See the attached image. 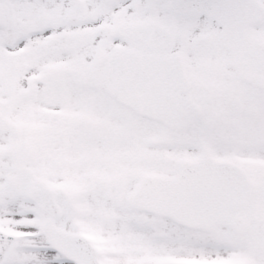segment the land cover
<instances>
[{
  "label": "snow or ice",
  "instance_id": "obj_1",
  "mask_svg": "<svg viewBox=\"0 0 264 264\" xmlns=\"http://www.w3.org/2000/svg\"><path fill=\"white\" fill-rule=\"evenodd\" d=\"M0 264H264V0H0Z\"/></svg>",
  "mask_w": 264,
  "mask_h": 264
}]
</instances>
